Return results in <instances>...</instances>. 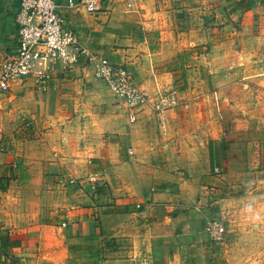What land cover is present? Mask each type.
<instances>
[{
    "label": "crops",
    "instance_id": "0c3cea01",
    "mask_svg": "<svg viewBox=\"0 0 264 264\" xmlns=\"http://www.w3.org/2000/svg\"><path fill=\"white\" fill-rule=\"evenodd\" d=\"M57 1L83 46L126 64L151 94L178 87L188 71L217 69L215 49L188 55L208 42L188 28L191 0H135L134 9L115 0L97 13ZM242 1L237 9L255 10ZM19 5L0 0V52L16 47ZM46 66L44 86L31 77L6 94L29 128L0 149V264H203L196 221L165 215L188 205V171H207L223 155L222 125L188 133L181 104L161 113L145 106L130 123L91 66Z\"/></svg>",
    "mask_w": 264,
    "mask_h": 264
},
{
    "label": "rangeland",
    "instance_id": "374dc122",
    "mask_svg": "<svg viewBox=\"0 0 264 264\" xmlns=\"http://www.w3.org/2000/svg\"><path fill=\"white\" fill-rule=\"evenodd\" d=\"M191 1L196 8L188 11V28L200 29L208 42L188 47V55L201 51L212 56L215 49L219 64L217 69L188 71L174 90L180 104L188 105L183 108L188 133L218 123L228 146L215 163L208 162L207 171L199 166L188 171V205L165 217L185 211L196 221L198 232L205 234L203 264H264L263 0H251L255 10L250 11L237 9L242 0ZM178 18L179 26H185L184 15ZM191 64L190 57L188 68ZM8 92L0 91L1 150L13 148L16 136L24 138L29 128L27 118L17 116L19 103L7 98ZM213 221L225 227L218 238L208 231Z\"/></svg>",
    "mask_w": 264,
    "mask_h": 264
},
{
    "label": "built area",
    "instance_id": "2783aa9c",
    "mask_svg": "<svg viewBox=\"0 0 264 264\" xmlns=\"http://www.w3.org/2000/svg\"><path fill=\"white\" fill-rule=\"evenodd\" d=\"M115 0H68L67 6L84 5L88 12L103 11ZM130 9L135 0H127ZM17 41L14 50L0 52V91H9L28 78L44 86L51 78L46 63L59 61L71 68L82 61L91 66L95 76L102 80L127 107L130 123L138 119V112L150 105L161 113L180 104L174 89L151 94L143 88L124 63H115L100 53L83 46L75 30L60 12L57 0H20L16 14ZM225 230L223 223L213 221L208 226L210 236L220 237Z\"/></svg>",
    "mask_w": 264,
    "mask_h": 264
}]
</instances>
